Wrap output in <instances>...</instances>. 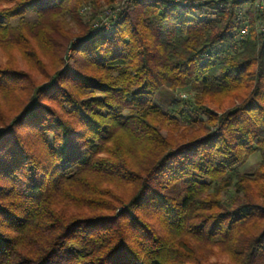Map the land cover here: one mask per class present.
<instances>
[{
    "label": "trees",
    "instance_id": "16d2710c",
    "mask_svg": "<svg viewBox=\"0 0 264 264\" xmlns=\"http://www.w3.org/2000/svg\"><path fill=\"white\" fill-rule=\"evenodd\" d=\"M101 1L108 29L47 70L27 34L52 47L45 15ZM113 1L0 0V40L47 81L0 64L22 99L0 116V264H264V0ZM164 87L196 95L163 111Z\"/></svg>",
    "mask_w": 264,
    "mask_h": 264
},
{
    "label": "rangeland",
    "instance_id": "374dc122",
    "mask_svg": "<svg viewBox=\"0 0 264 264\" xmlns=\"http://www.w3.org/2000/svg\"><path fill=\"white\" fill-rule=\"evenodd\" d=\"M119 0H114L112 3H116ZM123 1V0H122ZM121 1V2H122ZM111 3V4H112ZM101 1L100 5L92 10L90 4H83L78 8L77 11H73L71 7L64 9L62 11L51 12L42 20H40L39 27L42 28V32H46L49 36V42L52 47L48 46L47 43H43L44 46L36 45V39L32 36L29 37L30 41L38 50V58L45 65L47 70H54L59 68V63H61L60 58L64 60L61 69L67 64L71 63V55L73 54L72 48L79 42V37L82 33L88 29H92V24L97 18L101 19L105 17L106 14L110 11L109 5ZM94 17L92 20L91 17ZM27 22H33L36 20V15L33 13L27 14L24 19ZM92 20V21H91ZM19 19L11 20L12 25H16ZM57 43V45H56ZM60 44V45H59ZM0 64L1 65H14L18 69H24L29 73L33 74L36 80L46 83V79L43 80L41 70L32 62V59L29 58L28 54L25 53L17 43L12 42L10 39L5 38L0 40ZM61 65V64H60ZM196 92L188 87H180L177 89L161 88L159 95L156 96V102L161 106L163 111H166V105L170 100L178 99L185 102H193ZM28 103L30 99L34 98V94L31 92L27 95ZM21 96L19 94L8 95L0 93V116L5 117L6 119L10 118L15 114L18 104L21 102ZM31 103V102H30ZM165 123V127L160 129L163 137L167 139L181 138L182 132L185 131L186 126L177 122H170L167 124V121H162ZM1 128V125H0ZM213 126H210V130H213ZM137 155H132V163L138 164ZM260 155L258 153H253L239 165V171L252 173L259 169ZM140 164H145L140 162ZM231 196L232 190H230L224 196ZM208 255H212L211 251L207 252Z\"/></svg>",
    "mask_w": 264,
    "mask_h": 264
},
{
    "label": "built area",
    "instance_id": "2783aa9c",
    "mask_svg": "<svg viewBox=\"0 0 264 264\" xmlns=\"http://www.w3.org/2000/svg\"><path fill=\"white\" fill-rule=\"evenodd\" d=\"M174 1H178V0H174ZM257 1L259 2L260 0H257ZM182 2L187 3L186 0H182ZM194 2H196V1H194ZM258 5H259V3H258ZM259 7L262 8L261 4L259 5ZM112 12L113 11L110 10L108 12V14L105 15V17H102L101 19L97 18L96 20H94V22L92 24V29L94 30V32H100V31H104V30L108 29L109 24H108L107 18H108V15L113 14ZM262 28L263 27H261V29ZM247 32H248V25L245 23L240 27L237 36L239 38H241V37L245 36L247 34Z\"/></svg>",
    "mask_w": 264,
    "mask_h": 264
},
{
    "label": "crops",
    "instance_id": "0c3cea01",
    "mask_svg": "<svg viewBox=\"0 0 264 264\" xmlns=\"http://www.w3.org/2000/svg\"><path fill=\"white\" fill-rule=\"evenodd\" d=\"M159 95V94H158Z\"/></svg>",
    "mask_w": 264,
    "mask_h": 264
}]
</instances>
